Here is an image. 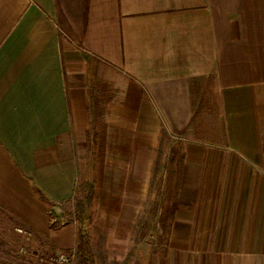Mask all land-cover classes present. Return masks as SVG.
Masks as SVG:
<instances>
[{"label": "crops", "instance_id": "crops-1", "mask_svg": "<svg viewBox=\"0 0 264 264\" xmlns=\"http://www.w3.org/2000/svg\"><path fill=\"white\" fill-rule=\"evenodd\" d=\"M5 219L93 264H264V0H0V251Z\"/></svg>", "mask_w": 264, "mask_h": 264}, {"label": "rangeland", "instance_id": "rangeland-1", "mask_svg": "<svg viewBox=\"0 0 264 264\" xmlns=\"http://www.w3.org/2000/svg\"><path fill=\"white\" fill-rule=\"evenodd\" d=\"M154 179H153L154 183L156 184V181L157 182L159 181V177L154 178ZM155 184L153 185V183H152L151 187L155 186ZM70 207L73 208V210H74V202L72 205H70ZM73 220H74L73 217L70 215L66 217V221H68V222L73 221ZM8 223H9V220L5 219L4 222H2V224H1V230H2L1 232L4 233L3 236H4V238H6V240L4 239V241L2 242V245H1L2 250L0 251V264H42V263H39L35 257L25 258L23 256L18 255L17 251H18L19 247L20 246L26 247V243L28 240H26L22 235L18 234L16 231H15V233L17 235H15V236L12 233V231H10V230L8 231V228L13 225V224L10 225ZM29 241H30V238H29ZM43 243L49 247V244L47 242L44 241ZM26 248L30 249L29 247H26ZM60 252L70 253L71 254L70 264H76L77 257L75 255L74 251H72V250L58 251L56 249H50L49 251H46L44 253H37V252H35V253L38 255H54V254H57Z\"/></svg>", "mask_w": 264, "mask_h": 264}, {"label": "built area", "instance_id": "built-area-1", "mask_svg": "<svg viewBox=\"0 0 264 264\" xmlns=\"http://www.w3.org/2000/svg\"><path fill=\"white\" fill-rule=\"evenodd\" d=\"M15 231L22 235L26 240L31 236V232L27 229L16 227ZM18 255L25 258L35 257L39 263L42 264H70L71 254L66 252H60L54 255H38L33 250L28 249L24 246H20L18 249Z\"/></svg>", "mask_w": 264, "mask_h": 264}, {"label": "trees", "instance_id": "trees-1", "mask_svg": "<svg viewBox=\"0 0 264 264\" xmlns=\"http://www.w3.org/2000/svg\"><path fill=\"white\" fill-rule=\"evenodd\" d=\"M75 254L77 257V264H93L87 237L81 232L78 233Z\"/></svg>", "mask_w": 264, "mask_h": 264}]
</instances>
